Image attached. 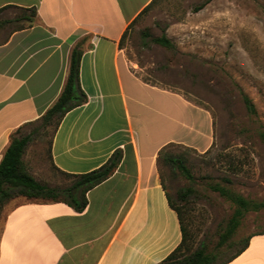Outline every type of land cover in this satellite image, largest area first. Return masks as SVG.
<instances>
[{"label": "crops", "instance_id": "obj_1", "mask_svg": "<svg viewBox=\"0 0 264 264\" xmlns=\"http://www.w3.org/2000/svg\"><path fill=\"white\" fill-rule=\"evenodd\" d=\"M151 1L0 0V12L37 9L33 25L0 41V162L12 134L20 127L27 133L60 96L79 42L88 99L69 110L51 136L50 160L81 174L117 149L124 153L116 171L90 189L81 211L62 201L12 207L0 223V264H158L180 244L159 151L170 143L206 151L214 143V119L132 70L121 40ZM229 264H264V235L253 236Z\"/></svg>", "mask_w": 264, "mask_h": 264}, {"label": "rangeland", "instance_id": "obj_2", "mask_svg": "<svg viewBox=\"0 0 264 264\" xmlns=\"http://www.w3.org/2000/svg\"><path fill=\"white\" fill-rule=\"evenodd\" d=\"M157 0L132 24L121 43L132 70L145 81L182 94L207 109L214 119V143L206 151L174 144L168 151L183 154L194 175L161 164L164 182L176 204L183 205L195 247L215 249L220 233L233 212L229 200L210 186L220 183L245 197L264 201V0ZM23 9L0 12V21L15 19ZM21 22L0 27V41ZM25 23V22H24ZM165 33L175 44L170 49L153 38ZM243 93L253 100L257 114L248 112ZM35 123L25 129L31 132ZM54 125L33 134L24 155L29 172L50 186H66L74 179L57 170L49 145ZM193 188L189 199L178 191ZM46 201L15 196L0 207V223L17 204ZM264 233V209L250 211L234 236L235 252L244 240Z\"/></svg>", "mask_w": 264, "mask_h": 264}, {"label": "trees", "instance_id": "obj_3", "mask_svg": "<svg viewBox=\"0 0 264 264\" xmlns=\"http://www.w3.org/2000/svg\"><path fill=\"white\" fill-rule=\"evenodd\" d=\"M210 1L211 0H204L203 2L195 5L193 11L198 12ZM156 2L157 0H152L151 3L142 10V12L130 25H132L139 18V16L150 9ZM3 9L4 8H2V10ZM21 9L29 11V13H24L21 16L16 17L14 20L9 19L0 21V27L14 21L21 23L13 30L33 25L37 16V9L35 7ZM127 30L123 34L121 43L127 33ZM153 40L167 48H175V44L165 33L154 37ZM82 54L83 48L81 46V42H79L72 49L70 55L68 76L64 88L55 103L41 117L40 126L34 128L28 133H24L23 127H20L12 134L11 143L6 149L0 162V207L3 206L7 200L15 196L22 195L29 199H43L46 200L45 202H66L81 211L88 204L87 194L90 189L108 179L121 164L124 156L123 149H117L106 161V163L99 168L86 173H69L54 166L66 176L74 179L66 186H50L46 183H42L38 181L27 168L24 155L30 145L33 134L38 132L40 128H47L50 125H54L52 133L53 136L65 114L69 110L82 105L88 99L87 94L80 84V61ZM243 100L248 112L252 115H256L257 108L251 97L246 93H243ZM258 134L264 142V129H259ZM174 144L177 143H170L159 151L157 159L158 169L161 164H164L173 169L179 170L188 179L193 180L194 175L186 164L185 155L168 151V148ZM159 172L162 185L167 192L170 205L174 210H176L179 216L182 240L180 244L158 264H229L248 247L253 236L264 235V233L252 234L244 240L242 245L237 248L235 252H228V250L236 243L234 236L246 214L250 211L264 209V201H257L245 197L243 194L230 187L220 183H214L211 184L210 187L229 200L234 209L225 227L220 233L215 249H208L205 244L195 247L193 233L186 223V215L183 205L176 204L167 189L160 170ZM192 192V187L179 190L177 194L178 199L186 202Z\"/></svg>", "mask_w": 264, "mask_h": 264}]
</instances>
